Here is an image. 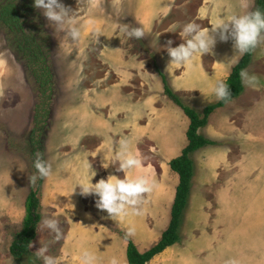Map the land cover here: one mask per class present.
I'll return each instance as SVG.
<instances>
[{"label": "crops", "instance_id": "0c3cea01", "mask_svg": "<svg viewBox=\"0 0 264 264\" xmlns=\"http://www.w3.org/2000/svg\"><path fill=\"white\" fill-rule=\"evenodd\" d=\"M91 2L95 8L86 14V27L92 35L75 43L85 45L84 50L69 54L68 98L60 104L51 147L42 152L53 165V174L41 187L42 219L55 218L64 227L58 242L51 239L57 244L52 256L60 264H83L84 250L94 254V264H129L128 227L135 229L130 239L145 252L171 222L180 176L170 162L189 143L190 118L166 94V83L186 104L201 111L218 102L210 85L218 79L226 82L243 57L236 54L231 39H218L213 54L199 55L186 66L168 67V40L173 47L184 42L179 28L168 30L188 22L211 30L224 14L245 11V0H196L190 5V0ZM247 2L253 7V0ZM116 8L120 13L124 8L131 17L117 18ZM176 10L181 13L178 17ZM125 25H143L150 34L140 40L129 38L121 31ZM157 36L159 45L153 47L151 41L155 44ZM128 45L139 49L132 51ZM245 69L264 80V44L252 53ZM199 133L212 143L191 154L195 172L180 240L147 264H264V87H244L239 97L210 114ZM125 142L139 154L155 187L145 194L139 214L129 210L117 222L97 209L98 197L81 195L77 185L95 174L93 183L109 175L123 178L116 157ZM104 162L110 163L107 168ZM5 205L11 221L23 222L26 199L11 196ZM11 231L0 222V242ZM10 255H0V264H14Z\"/></svg>", "mask_w": 264, "mask_h": 264}, {"label": "rangeland", "instance_id": "374dc122", "mask_svg": "<svg viewBox=\"0 0 264 264\" xmlns=\"http://www.w3.org/2000/svg\"><path fill=\"white\" fill-rule=\"evenodd\" d=\"M62 2L72 10V19L81 33L79 41L85 42L92 35L91 30L86 27V14L91 8H95L92 7L91 0ZM192 2L197 3L196 0H190L188 5ZM5 4H10L15 13L10 26L0 19V222L13 233H8L7 238L0 242L2 256L10 254L13 235L20 231L23 225L21 220L11 221L9 215H5L6 199L15 196L27 200L26 197L32 188L28 176L35 173L33 162L36 154L39 153L42 157L44 150L51 147L50 133L57 124L55 119L61 112L60 104L64 102L62 99L68 98V86L72 77L69 54L74 53L76 49L85 48V45H77L67 39L64 32L55 31L42 14V10L33 6L34 0H0V10ZM98 6H101V3ZM254 6L256 0H253ZM120 11L121 13L117 8L114 9L117 18L131 17L124 8ZM177 12L176 10L175 15L178 17L181 13ZM26 38L34 39L35 43L41 46L44 52L43 64L52 73L44 90L36 81L33 66L28 64V57L23 50L25 45L28 47L29 44L35 43L31 40V43L27 44ZM128 47L132 51L139 49L132 45ZM21 164L25 166V171L19 170L18 165ZM40 225L38 224L37 238L30 251L35 257V251L41 246H46V254L52 256L57 248V244L51 241L54 235L43 227L42 222ZM60 228L61 231L64 229L62 226ZM3 260L8 263L12 261L14 264L18 262L13 255L11 261L4 257Z\"/></svg>", "mask_w": 264, "mask_h": 264}, {"label": "clouds", "instance_id": "9594fccd", "mask_svg": "<svg viewBox=\"0 0 264 264\" xmlns=\"http://www.w3.org/2000/svg\"><path fill=\"white\" fill-rule=\"evenodd\" d=\"M36 9L42 10V14L46 17L49 24L55 31L64 32V36L72 42L80 39L81 33L72 19L70 10L62 0H34ZM245 11L241 13L224 14L223 19H219L212 25L211 30H203L194 23L188 22L182 27L173 25L168 31L177 32L179 28V36L183 39V43L173 47V41L168 40L165 45L167 53L170 57L169 65L186 66L199 55L213 54V49L217 40L227 42L229 39L233 41V47L236 54L240 56L254 52L261 44H264V10L252 7L247 0L242 5ZM121 31L129 38L140 40L150 34L148 29L143 26L125 25ZM151 41L152 46L159 45V36ZM234 63L238 60H234ZM241 83L246 88L260 89L264 87V80L255 74L250 73L247 69H241L239 72ZM211 94L217 101L224 103L232 102V91L228 83L224 79H218L214 84L210 85ZM119 162L117 171H123V178L116 175H109L107 179H100L93 183L91 177L88 182H81L79 186L80 194L87 197L94 195L96 199V207L100 211L107 212L109 218L119 221L120 218L129 214V210L139 214L138 206L143 203L145 194L151 193L155 187V182L142 168V159L138 153L129 150L127 142L122 143L121 151L116 157ZM110 163L103 166L107 168ZM19 170L25 171L24 165H18ZM35 173L29 174L28 179L30 185L35 187L38 180H47L53 174V165L51 161L44 160L39 153L33 162ZM130 171L139 172L134 178L129 177ZM42 225L45 229L54 233V239L59 240L62 237V231L59 221L55 218L45 216L42 219ZM126 237L132 238L135 235V229L128 227L125 233ZM32 247V245H30ZM47 247L41 246L35 251V258L40 260L42 264H60V261L54 257L47 255ZM94 254L89 250L81 253L83 264H94Z\"/></svg>", "mask_w": 264, "mask_h": 264}, {"label": "trees", "instance_id": "16d2710c", "mask_svg": "<svg viewBox=\"0 0 264 264\" xmlns=\"http://www.w3.org/2000/svg\"><path fill=\"white\" fill-rule=\"evenodd\" d=\"M255 7L264 10V0H256ZM14 13L11 5L5 4L0 10V19L10 26L12 24ZM31 40L35 43L32 38H26V43H31ZM23 50L28 57V64H30L31 67L33 66L36 81L39 82L41 89L44 90L52 77V73L48 67L43 64L44 52L41 49V46L36 43L35 45L29 44L28 47L25 45ZM252 53L243 55L240 61L234 66L232 73L226 81L231 87L232 100L239 97L244 91L239 72L251 63ZM165 92L175 103L183 108L190 118V126L187 132L189 143L184 148L182 154L170 162L172 169L180 176V183L172 207L171 222L168 228L163 232L160 240L145 252H140L134 241L128 238L129 243L127 254L129 264H147L152 258L164 251L167 247L179 242L180 226L184 211L189 202L192 180L195 172L194 161L191 154L195 150L212 143L211 140L206 139L199 133V128L207 124L210 114L216 108L226 104L223 101H218L207 105L203 110L199 111L186 104L167 83L165 86ZM42 183L43 180H38L35 187L32 186L26 200V215L23 220L22 229L15 234L14 240L10 246L11 254L16 260H18L19 264H34V262L40 264L39 261L35 259L34 254L30 251V245L37 236V227L43 216L41 204Z\"/></svg>", "mask_w": 264, "mask_h": 264}]
</instances>
